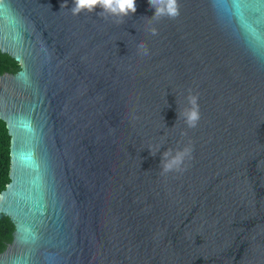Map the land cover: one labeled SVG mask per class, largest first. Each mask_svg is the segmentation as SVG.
<instances>
[{"label": "water", "instance_id": "95a60500", "mask_svg": "<svg viewBox=\"0 0 264 264\" xmlns=\"http://www.w3.org/2000/svg\"><path fill=\"white\" fill-rule=\"evenodd\" d=\"M63 2L0 0V53L19 64L0 74V264H264V0H178L156 36L148 0L121 24ZM189 138L186 170L161 175Z\"/></svg>", "mask_w": 264, "mask_h": 264}, {"label": "clouds", "instance_id": "9594fccd", "mask_svg": "<svg viewBox=\"0 0 264 264\" xmlns=\"http://www.w3.org/2000/svg\"><path fill=\"white\" fill-rule=\"evenodd\" d=\"M149 6L154 9L151 17H143L148 27L145 29L150 35H158V29L155 22L167 18L175 20L180 15V5L178 0H148ZM61 8H67V0L61 4ZM99 8L101 11L97 15L107 19L108 17H115V23H123V18L129 16L136 11L135 0H73V6L68 8L72 15H78L81 12L92 13ZM136 51L138 55H149V49L143 40L136 43ZM186 103L181 107L177 113V120L182 119L187 128H196L200 121V106L199 94L194 92L191 87L187 89L184 97ZM139 117L132 114V119L136 120ZM175 127V125L173 126ZM180 136H187L184 129L180 130ZM179 144V141L177 142ZM161 143L155 144V147H148L150 154L155 156L160 150ZM192 142L191 139L182 146L168 147L162 154L159 165V172L161 175H167L172 172L182 173L186 170V161H190L192 157Z\"/></svg>", "mask_w": 264, "mask_h": 264}, {"label": "trees", "instance_id": "16d2710c", "mask_svg": "<svg viewBox=\"0 0 264 264\" xmlns=\"http://www.w3.org/2000/svg\"><path fill=\"white\" fill-rule=\"evenodd\" d=\"M19 69V64L7 54L0 53V74L14 73ZM9 167V136L5 124L0 120V191L8 183ZM13 226L7 217L0 218V252L11 241Z\"/></svg>", "mask_w": 264, "mask_h": 264}]
</instances>
